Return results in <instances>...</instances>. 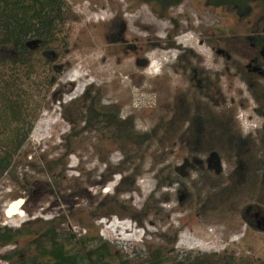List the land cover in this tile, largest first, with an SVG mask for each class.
I'll return each instance as SVG.
<instances>
[{"label":"rangeland","instance_id":"374dc122","mask_svg":"<svg viewBox=\"0 0 264 264\" xmlns=\"http://www.w3.org/2000/svg\"><path fill=\"white\" fill-rule=\"evenodd\" d=\"M63 1L57 83L0 181V226L31 232L19 248L51 228L100 238L90 245L107 243L110 264L157 249L264 264V138L239 57L216 54L223 29L246 37L264 0L247 20L210 0ZM193 70L213 88L197 90ZM102 110L119 120L111 131ZM18 200L23 215L8 217Z\"/></svg>","mask_w":264,"mask_h":264},{"label":"trees","instance_id":"16d2710c","mask_svg":"<svg viewBox=\"0 0 264 264\" xmlns=\"http://www.w3.org/2000/svg\"><path fill=\"white\" fill-rule=\"evenodd\" d=\"M64 5L63 0H0V181L25 147L47 94L57 83L52 57L54 53L59 57L57 48L65 43L59 37ZM113 116L103 110L99 116L95 115L99 117L98 123L102 118V125L108 131L119 123ZM60 233L51 228L23 248H17L31 232L0 226V250L16 246L0 254V260L7 264H110L105 261L111 256L107 243L90 245L101 241L100 238H78L72 234L63 237ZM33 249L37 255L20 261ZM205 261V257H195L169 262L164 259L163 250L157 249L148 260L135 263L127 260L120 264H204ZM218 264L240 263L221 259Z\"/></svg>","mask_w":264,"mask_h":264},{"label":"flooded vegetation","instance_id":"af4514ba","mask_svg":"<svg viewBox=\"0 0 264 264\" xmlns=\"http://www.w3.org/2000/svg\"><path fill=\"white\" fill-rule=\"evenodd\" d=\"M213 6L217 8L232 7L240 20H247L254 14L251 4L256 0H210ZM222 2V4H221ZM220 3L219 6H217ZM210 4V3H208ZM248 24L252 25L251 29L245 34L239 30L223 29L222 41L225 49L216 51V54L225 57L227 62H231L232 57H239V62H234L233 72L237 77L248 85L253 92L254 113L256 115L255 131L259 134L260 139L264 138V17L258 23H252L251 19ZM210 39V38H209ZM200 72L193 70L195 87L199 91H204L209 82L206 78L198 76ZM213 88V87H210ZM207 88V89H210ZM211 98V97H210ZM208 98V99H210ZM246 132V130H245ZM261 143V141H260ZM215 156L212 155L210 162H214ZM218 163V162H217ZM16 246H14L15 248ZM13 248V249H14ZM19 248V247H17ZM28 259L22 257L20 261Z\"/></svg>","mask_w":264,"mask_h":264},{"label":"bare ground","instance_id":"6f19581e","mask_svg":"<svg viewBox=\"0 0 264 264\" xmlns=\"http://www.w3.org/2000/svg\"><path fill=\"white\" fill-rule=\"evenodd\" d=\"M22 204L23 200H18L16 202L11 203L6 210V215L10 218L14 217L15 215H23Z\"/></svg>","mask_w":264,"mask_h":264}]
</instances>
